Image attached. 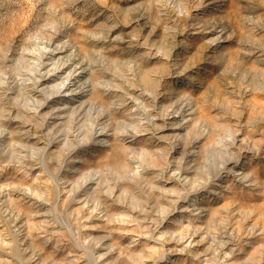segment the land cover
Wrapping results in <instances>:
<instances>
[{"label":"rangeland","instance_id":"obj_1","mask_svg":"<svg viewBox=\"0 0 264 264\" xmlns=\"http://www.w3.org/2000/svg\"><path fill=\"white\" fill-rule=\"evenodd\" d=\"M55 37L108 82L111 146L91 145L89 110L53 127L22 104L21 56ZM170 90L197 106L185 135L128 150L117 123L140 131ZM144 263L264 264V0H0V264Z\"/></svg>","mask_w":264,"mask_h":264},{"label":"bare ground","instance_id":"obj_2","mask_svg":"<svg viewBox=\"0 0 264 264\" xmlns=\"http://www.w3.org/2000/svg\"><path fill=\"white\" fill-rule=\"evenodd\" d=\"M194 11L198 12V10ZM195 16L198 17V14L196 13ZM205 30V35L210 44H214L219 49L226 48L225 44L227 39L223 32L225 29L220 32H217L214 28H205ZM83 55L82 49L71 46L67 41L63 42L62 38L59 37L48 40H34L29 45V50L23 52L20 62L18 63V68L21 72L18 82L19 85L24 88V91H26L21 102L25 107H30L28 113L31 112L32 117L40 116L39 118H44L43 122L46 123V125H52L53 127L65 125L66 119L70 114H72L73 117L75 116L74 119L76 121V117H82L83 113L89 110L92 116L87 124L88 127L85 134H91V145L94 143L100 147L111 146V138L114 137V133L110 129L111 124L108 118L109 115L100 114L104 109L102 105L98 106L99 103L95 100L94 96L96 93L98 95H100V93L102 94L99 88L108 85V82L95 81L93 77V67L89 62L83 59ZM177 78L178 80L182 79L180 76ZM177 82L178 81L175 80L174 85H176ZM191 82H194V80H191ZM172 86L171 88H173ZM116 92L117 91H114V93ZM133 94L139 97V100L140 98L145 99L147 97V94L144 92L134 91ZM177 94L178 93L175 91L170 90L165 95L160 96L158 102L155 104V107H157L156 109H158L160 113L145 111L144 118L137 121V125H140L141 128L140 131H127L128 123L124 121L117 123V125H120L118 128L124 129L122 131L126 133L123 132L127 137L124 141L128 150L134 149L133 147L141 143V139L149 135L151 137L148 139H155L158 141L169 138H179L185 135L188 125H190V122L194 121L197 106L189 99H177ZM139 100L130 96L124 102L123 105L126 109L127 119L133 120L134 115L141 112L142 107ZM169 102L170 104H168ZM25 110L23 112H25ZM96 114L99 116H95ZM33 140L36 145L44 144V134L42 132L35 134ZM235 141L237 147H240L244 143L243 138H238V140ZM191 155H193V153H191ZM230 168L237 176H240L239 178H241V175L245 172V167L240 160L237 161V163L231 164ZM179 177H181L183 181L187 178L184 175H179ZM88 178L86 190L90 191L97 183L95 181L98 175L97 173L88 174ZM167 183L168 182H164V185ZM216 187V189H220L222 186L221 184H217ZM180 205L183 207L182 212H187L189 210L186 207L187 204L184 203ZM38 217L42 219L45 216L40 215Z\"/></svg>","mask_w":264,"mask_h":264}]
</instances>
